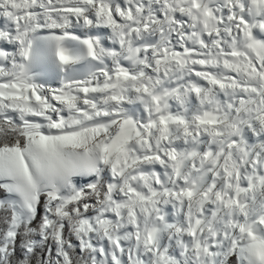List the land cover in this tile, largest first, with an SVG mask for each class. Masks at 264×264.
Returning a JSON list of instances; mask_svg holds the SVG:
<instances>
[{"label":"snow or ice","instance_id":"6c2138e0","mask_svg":"<svg viewBox=\"0 0 264 264\" xmlns=\"http://www.w3.org/2000/svg\"><path fill=\"white\" fill-rule=\"evenodd\" d=\"M230 262L264 264V0H0V264Z\"/></svg>","mask_w":264,"mask_h":264},{"label":"trees","instance_id":"16d2710c","mask_svg":"<svg viewBox=\"0 0 264 264\" xmlns=\"http://www.w3.org/2000/svg\"><path fill=\"white\" fill-rule=\"evenodd\" d=\"M234 259V258H233ZM230 264H231V262H230Z\"/></svg>","mask_w":264,"mask_h":264}]
</instances>
